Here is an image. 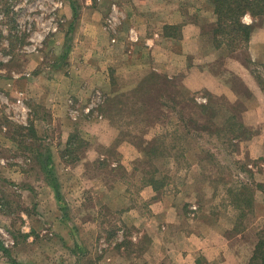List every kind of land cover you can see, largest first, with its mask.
<instances>
[{
	"label": "rangeland",
	"instance_id": "374dc122",
	"mask_svg": "<svg viewBox=\"0 0 264 264\" xmlns=\"http://www.w3.org/2000/svg\"><path fill=\"white\" fill-rule=\"evenodd\" d=\"M83 1L0 0V230L5 235L0 234V247L6 250L4 255L0 249V264H116L115 256L121 252L133 264H142V252L148 246L145 241L139 245L129 240L124 242L122 238L118 241L120 235L124 239L125 236H135V229L122 230L117 223L119 213L110 207L95 205L93 210L87 209L86 206L95 203L100 195H92L90 191L79 195L75 189L78 186L92 188L94 183L90 181L100 174V169H106L105 166L109 167L112 160L120 157V143L129 141L136 144L141 138L145 111L140 104L141 94L134 93L140 75L137 65L151 61L149 53L144 51L145 47L138 51V55H131L133 50L128 47V60L112 74L116 85L110 96L99 91L101 94L94 92L90 97L73 99L71 102L79 113L75 120L64 114V110L55 116L51 113L52 101L47 91V79L66 70L61 62L64 43L72 34V9L75 14L79 9L84 11ZM164 36L172 38L173 46L181 45L178 29L166 27ZM211 39L213 46L218 44V37ZM130 43L133 42L129 41L128 45ZM238 47V54L248 62L246 46ZM55 51L58 52L56 56ZM204 53L206 51L202 49ZM200 55L192 59L196 62ZM251 70L256 78L259 77L264 89V65L252 66ZM37 72L44 75L36 83H30V77L26 75ZM153 74V71H147L142 79L152 78ZM230 86L233 93L239 95L237 99L224 95L220 99L212 96L208 102L210 95L206 90L194 92L195 103L202 106L209 103L207 115H212L214 122L210 133L202 131L187 137L190 150L199 151L198 155L195 154V158L199 159L198 166L192 168L184 162L182 156L184 151L186 153V147H181L186 140L185 135L171 125L167 134L160 136V141L164 139L161 145L167 151L174 148L173 157H161L160 164L151 161L144 170L158 185L167 180L170 186L167 189L174 191L181 190L186 172L191 173L188 174L190 177L195 174L192 179L193 191H189L195 195H188L189 199L202 205L211 204L212 213L225 226V236L231 237L250 225L257 235L264 226V194L258 193L255 186L239 183L241 181L234 174L241 172L249 184L253 172L247 165L253 163L255 169L262 170L264 161L247 158L246 148L254 131L246 130L245 136L239 138L243 134L237 125L233 126L236 123L244 124L242 111L250 94L241 81L230 83ZM139 89L142 90V87ZM112 98L113 101L109 103ZM174 102H178V99ZM92 103L97 105L93 112L84 114L83 110ZM67 104L71 108L72 105ZM230 117L233 121L228 122ZM109 125L118 129V136L109 148L104 149L94 139ZM226 126H230V132L225 131L224 135ZM62 142L69 145V150L63 148ZM88 151H96L106 158L108 156L109 162L81 164ZM49 156L54 158L51 164L40 163ZM60 158L64 163L59 162ZM216 164L223 171L225 179L219 181L212 197L197 194L203 179L207 181V178H211L212 173L209 172L217 168ZM159 167L164 175H168L167 178L156 175ZM44 168L51 172V179L56 181L59 188L57 197ZM115 176L123 178L124 171L116 169ZM104 181L110 186L109 179ZM240 185L247 188L236 194L235 190ZM139 189V185L130 187L129 197L130 206L136 207L138 212L142 211ZM237 198L241 199L240 204L236 203ZM80 199L84 204L82 211L76 209ZM255 201H259L260 205L253 213ZM254 217L261 218L255 223ZM62 222L68 223L67 229L61 227ZM4 241L9 242L8 247L4 246Z\"/></svg>",
	"mask_w": 264,
	"mask_h": 264
},
{
	"label": "crops",
	"instance_id": "0c3cea01",
	"mask_svg": "<svg viewBox=\"0 0 264 264\" xmlns=\"http://www.w3.org/2000/svg\"><path fill=\"white\" fill-rule=\"evenodd\" d=\"M83 6L84 11L79 9L75 17L72 11V34L64 43L61 62L66 70L61 75L55 74L47 79L52 115H59L64 110V114L71 118V108L65 104L90 97L94 92L110 96L116 85L112 74L128 60V47L133 50L131 55H138V51L145 47L144 51L151 58L147 64L137 65L140 69L136 80L137 90L142 87V80L146 79H142L145 72L153 71L155 79L143 102L142 95L140 96V104L146 106L147 114L140 140L136 144L121 142L120 157L112 160L109 167L105 166L106 169H100V174L90 181L94 183L92 188L78 186L75 188L76 194L83 195L86 191H90L92 195L99 194L100 197L95 203L91 202L92 205L86 206L87 209L93 210L95 205L110 207L119 213L117 223L122 230L130 227L135 229V236H125L124 239L120 235L117 240L122 238L124 242L129 240L136 245L141 241L147 242L148 246L142 252V264H249L258 240V233L256 235L252 225L231 237L225 236V226L212 213L211 204L202 205L189 199L188 195H195L189 193L193 191L195 174L190 177L191 173L186 172L181 190L174 191L167 189L170 187L167 182L154 187L149 182L153 177L144 169L151 161L157 164L162 161L160 157L154 159L147 156L146 152L155 146L160 136L167 134L171 125L185 135L186 140L181 147H186V153L184 151L182 156L184 162L189 163L192 168L198 166L199 159L195 158V154L198 155L199 149L198 152L190 150L187 138L190 129L178 124L176 114L180 109L187 115L195 114L200 125H209V119L200 114L197 103L193 106V103L183 99L180 107L174 108L172 100L183 95L192 98L195 96L194 92L201 89L206 90L210 96H218V99L223 95L237 99L239 95L234 94L230 86V83L237 80L244 84L250 94L242 111L244 129L254 131L246 148L247 158L264 161V89L261 88L259 77L256 78L251 70L252 66H261V63L264 65V17L253 18L246 14L242 18V23L252 26V30L247 43L231 44L234 46L232 51L219 37L218 45L212 44L211 34L216 26V15L208 0H85ZM110 18L112 23L108 22ZM166 27L179 30L180 46H173L172 38L164 36ZM129 41L133 43L128 45ZM238 46H246L248 62L238 54ZM202 49L206 53L202 54ZM57 53L55 51L54 55H58ZM198 54L201 55L195 62L192 57L195 58ZM51 68L52 66L48 72ZM42 73L26 76L34 84L44 75ZM117 130L110 125L106 126L96 135L94 142L104 149L109 148L118 136ZM62 146L66 147V142H62ZM169 153L173 156L174 149L171 148ZM108 158L96 151H88L81 164L97 161L105 163L109 162ZM51 159L54 161V158ZM59 162L64 163L61 158ZM172 162L176 165L175 161ZM218 165L216 164L214 171L209 172L212 173L211 178H207V181L203 179L197 194L206 198L214 195L219 181L225 179ZM247 167L253 172L249 184L245 182L241 172H235V178L241 181L239 183L255 186L256 191L262 194L264 169H255L253 163ZM118 168L124 171L123 178L115 176ZM161 169H157L156 175L164 176ZM83 172L80 173L81 176ZM105 179H109L110 186ZM136 185L140 186L138 194L142 196L140 212L136 207L130 206L129 200L130 187ZM256 186L261 189L258 190ZM58 189L52 188L55 195ZM82 201L80 199L78 202V211L84 209ZM258 202H254L253 213L257 212L256 207L260 205ZM260 218L254 217L253 220L257 223ZM61 227L67 229L68 223L62 222ZM63 239L65 241L64 237ZM122 250L123 248L120 249ZM123 253L116 254L114 263L133 264L130 258L122 256Z\"/></svg>",
	"mask_w": 264,
	"mask_h": 264
},
{
	"label": "trees",
	"instance_id": "16d2710c",
	"mask_svg": "<svg viewBox=\"0 0 264 264\" xmlns=\"http://www.w3.org/2000/svg\"><path fill=\"white\" fill-rule=\"evenodd\" d=\"M208 1L212 4V6L214 8V14L216 15V26H214L211 35L214 38L219 37L221 39V42H226V44L228 45V48L230 47L232 51H234V46L231 47V44L241 45L243 43H247L250 32L252 30V26L242 23V18L246 14H249L253 18L264 17V0H208ZM72 11H73V9H72ZM73 13H74L73 16L75 17V11H73ZM154 79H155V75L153 74L152 78L149 77V79L147 78V79L142 81V90L136 89L134 94H141L142 95V102H143L144 98L148 95L149 90H150L149 86L153 83ZM194 97L195 96H193L192 98L186 97L184 95H183V97L180 96V98H176V99H178V102H174L176 99L172 100L173 107L174 108L180 107L179 106L180 103H182V101L184 102L183 99H185V101H188L189 103H193V106H194V104H196L194 101L195 100ZM208 99H209L208 102L211 101L212 96H209ZM111 101H113V98H112V100H109V103H111ZM196 105H197V107L199 106L198 109L200 110V114L204 115L205 117H207L209 119L210 124L209 125H200V123L198 122L197 115H195V114L187 115L181 109L176 114L178 124H182L186 128L188 127L190 129L188 133H190V134L191 133H198V132H202V131L210 133L211 125L214 126V124H213L214 122L212 120V115H209V116L207 115L209 103L204 105V106L198 105V104H196ZM142 107H143V110L146 111L145 110L146 106L143 103H142ZM146 117H147V114L145 112V122H146ZM231 121H233L232 117L229 118L228 122H231ZM235 125H237L238 130L243 134L242 137L240 136L239 138H243L245 136V132H246L243 125L242 124L239 125L236 123L233 126H235ZM225 131L230 132V126L225 127V130L223 131L224 135H226ZM212 134H216V133H212ZM162 141H164V139ZM162 141H160V137H159L156 140L155 146L151 147L150 149L147 150V152H146L147 156L152 157L154 159L159 158V157L160 158L161 157H166V158L171 157L172 155L168 152L170 150L167 151V149L165 147H163V145H161ZM68 147H69V145L66 144L65 150H69ZM51 161H52L51 157L49 156V158L45 159V161L40 162V163L47 165V164H51ZM45 165H44V167H45ZM42 168H43V166H42ZM44 170L47 173L46 175H48L50 177V181L52 183L51 187L53 189H57L56 181L53 178L51 179V172L47 171L45 168H44ZM167 176L168 175L165 174L163 177L167 178ZM166 181L161 183L160 185H165ZM149 182L152 183V185H154V187H156V188L160 186L152 179ZM246 188H247L246 186L240 185V187L237 190H235V193L239 194L240 191L245 190ZM256 188L258 190L261 189V188H259V186H256ZM261 192H262V194H264V191H261ZM55 193H56V197H57L58 196L57 190L55 191ZM240 196H241V194H240ZM241 202L242 201L240 198L236 199L237 204H240ZM0 249L2 250V253L5 255L6 250L2 246L0 247ZM11 263L15 264L14 262H11ZM249 264H264V226L262 227V229L260 230V232L258 234V240H257L256 246H255L254 254H253Z\"/></svg>",
	"mask_w": 264,
	"mask_h": 264
},
{
	"label": "built area",
	"instance_id": "2783aa9c",
	"mask_svg": "<svg viewBox=\"0 0 264 264\" xmlns=\"http://www.w3.org/2000/svg\"><path fill=\"white\" fill-rule=\"evenodd\" d=\"M109 23H112V20H111V18L109 19V21H108ZM70 102V104L72 105L71 106V113H70V115H71V118L73 119V120H75L76 118H77V116L79 115V113H78V111L75 109V107H74V105L72 104V102L71 101H69ZM97 105L95 104V103H92V105H90V106H88V107H86L84 110H83V113L84 114H88V115H90L92 112H93V108L94 107H96ZM0 234L3 236V237H5V235L3 234V232H2V230H0ZM3 243V242H2ZM4 246L5 247H8L9 245V242H7V241H4ZM11 244V243H10Z\"/></svg>",
	"mask_w": 264,
	"mask_h": 264
}]
</instances>
